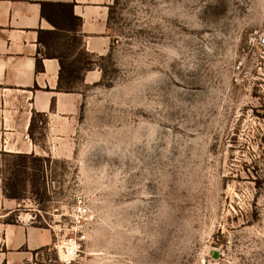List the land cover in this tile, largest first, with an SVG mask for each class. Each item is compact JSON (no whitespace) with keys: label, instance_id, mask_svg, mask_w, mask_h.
I'll return each instance as SVG.
<instances>
[{"label":"rangeland","instance_id":"1","mask_svg":"<svg viewBox=\"0 0 264 264\" xmlns=\"http://www.w3.org/2000/svg\"><path fill=\"white\" fill-rule=\"evenodd\" d=\"M110 3L97 52L52 46L70 75L62 115L36 118L45 161L0 149V252L3 226L52 240L82 202L74 264H264V0ZM19 93L0 86V132ZM47 247L37 263L56 264Z\"/></svg>","mask_w":264,"mask_h":264},{"label":"crops","instance_id":"2","mask_svg":"<svg viewBox=\"0 0 264 264\" xmlns=\"http://www.w3.org/2000/svg\"><path fill=\"white\" fill-rule=\"evenodd\" d=\"M110 2L0 0V86L4 90L20 91L18 96L21 108H24L15 116L14 123L3 122L0 135L3 133L14 139L0 140V149L7 150V154L26 152L43 157L35 138L36 118L42 117L45 131V128L49 129L48 122L62 115L59 110L61 93L57 88L60 66L56 54L51 52L52 46H59L63 39L67 42L76 37L82 51L90 56L97 52L91 45L106 29ZM63 5L70 6L77 24H71L62 14ZM32 118L34 139L28 135ZM2 238L4 251L0 252V259L3 264L42 263L44 254L38 250L47 247L51 241L50 231L32 221L25 225L3 226Z\"/></svg>","mask_w":264,"mask_h":264},{"label":"built area","instance_id":"3","mask_svg":"<svg viewBox=\"0 0 264 264\" xmlns=\"http://www.w3.org/2000/svg\"><path fill=\"white\" fill-rule=\"evenodd\" d=\"M255 43L264 46V37L255 38ZM88 213V207L82 202H77L67 214V222L51 228L53 237L47 251L57 263L74 264L82 253L90 226Z\"/></svg>","mask_w":264,"mask_h":264},{"label":"trees","instance_id":"4","mask_svg":"<svg viewBox=\"0 0 264 264\" xmlns=\"http://www.w3.org/2000/svg\"><path fill=\"white\" fill-rule=\"evenodd\" d=\"M62 7H63L62 8V14H64L66 16V18L71 22V24H77L78 22L76 21V18H74L71 15V13H70V10H69L70 6L69 5H63ZM55 38L56 37H54V39ZM71 40H78L79 41V39H77L76 37H74V38L71 37L67 41V43H69V41H71ZM82 54H86V55L90 56L88 53H86L84 51H82ZM46 56H50V54L46 53ZM66 57L67 56H62V55H56L55 56V58L58 60L59 66H60V69H59V72H58V85H57V88L58 89H60V84H61V81L63 80V78L65 76H69L70 75L69 73H67V68L69 67V65H67L68 63L65 62V60L67 59ZM36 62L38 63V60L37 59H36ZM37 63H36V67H38V64ZM82 70L85 71V68H82ZM86 70H88V69H86ZM28 135H29L30 139H34V136H33V118L31 119L30 124H29V127H28ZM10 155H16V156H18V157H20L22 159L30 160V162H34L35 161V163H36V161L38 162L39 160H41V162L42 161L43 162L45 161L44 160L45 157H40V156H37V155H35L33 153H26V152H24V153H12ZM32 164L33 163H30V167H28L29 170H32V167L34 166V165L32 166ZM41 167H40L39 170L38 169L37 170H34V172L35 173L39 172L41 174V179H43V176H42L43 169H41ZM26 181H28V178L26 179ZM4 196L6 198H8L10 200H14V201H18L20 199V197L16 196L15 194L14 195L13 194H8V195L7 194H4ZM36 196H38L37 193H34V199H35V201L36 202H39L41 200V198L40 197H36Z\"/></svg>","mask_w":264,"mask_h":264}]
</instances>
